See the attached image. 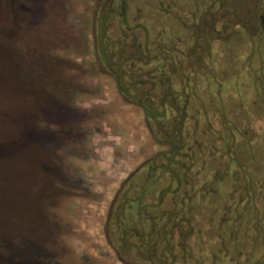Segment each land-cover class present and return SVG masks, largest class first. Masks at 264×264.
Segmentation results:
<instances>
[{
    "label": "rangeland",
    "instance_id": "374dc122",
    "mask_svg": "<svg viewBox=\"0 0 264 264\" xmlns=\"http://www.w3.org/2000/svg\"><path fill=\"white\" fill-rule=\"evenodd\" d=\"M97 1L0 0L2 12L16 15L7 24L12 33L0 32V264H124L104 236L108 205L120 182L164 146L96 60ZM147 1L143 8L145 0H126L125 30L144 23L153 47L165 37L156 15L168 14L166 34L182 40L200 25L219 35L235 25L228 46L237 57L253 48V68L264 61V0H225L219 10L210 9L218 0H168L158 12ZM209 9L218 23H204ZM248 15L250 30L242 24ZM114 22L116 45L123 32ZM248 71L238 85L245 92L238 115L251 128L248 163L261 182L237 207L247 242L237 262L264 264V84L252 87ZM230 192L233 203L246 197L243 189Z\"/></svg>",
    "mask_w": 264,
    "mask_h": 264
},
{
    "label": "trees",
    "instance_id": "16d2710c",
    "mask_svg": "<svg viewBox=\"0 0 264 264\" xmlns=\"http://www.w3.org/2000/svg\"><path fill=\"white\" fill-rule=\"evenodd\" d=\"M208 13L204 23H218L214 10ZM101 14L92 33L99 66L121 98L142 110L152 140L164 146L120 182L103 226L108 245L124 264H240L247 242L239 236L244 219L237 207L253 198L261 181L248 163L253 137L240 124L245 92L238 85L249 70L252 87L263 86L264 72L257 73L264 61L253 68V48L237 57L228 46L235 25H223L225 35L200 25L187 40L165 36L158 49L136 36L110 44ZM250 21L248 15L243 26L249 29ZM241 189L246 197L233 203L230 191Z\"/></svg>",
    "mask_w": 264,
    "mask_h": 264
},
{
    "label": "flooded vegetation",
    "instance_id": "af4514ba",
    "mask_svg": "<svg viewBox=\"0 0 264 264\" xmlns=\"http://www.w3.org/2000/svg\"><path fill=\"white\" fill-rule=\"evenodd\" d=\"M154 3H153V6H151V8L155 9V11L158 12V8L156 7V5L159 7L161 6L160 4L164 5L166 2H168V0H153ZM125 4H126V0H98L97 1V5H96V9L94 11V20H93V28H94V21H95V17H99V16H102V12H104V17L105 20H104V23H103V26L106 27V33H107V36H110V33H111V29H109V26L111 24V22H113V20L115 21L114 23L118 24L119 26V29L121 32L123 33H120L119 35H121V39L125 42L127 41L128 42H133L135 36L137 39H140L141 43H145V41L149 44V39H147V33L148 31H146V28H145V25L143 23V25H139L138 27H135L134 29L130 30V32L127 30H125L126 28V22L124 20L125 18V12H127V10H125ZM146 5H149V2L147 0H145L144 4H143V8L146 6ZM99 6L100 9H98L97 7ZM142 7H137V10H141L142 12H144ZM100 14V15H99ZM158 17V20L160 21V27H162V32H160V34H162L163 36H168L169 33L166 34V32L169 31V29L167 28V24H165V22L169 20V15L168 14H165L163 15L162 17L160 16H157ZM118 19V20H117ZM145 22V20H144ZM123 23V24H122ZM166 27V28H165ZM136 29H141V35L142 36H139V35H135L136 34ZM168 31H167V30ZM110 30V32H109ZM92 33H93V30H92ZM119 33V32H118ZM126 33L123 37V34ZM134 34L132 36V39L129 37L130 34ZM145 37L146 35V38ZM126 39V40H125ZM139 42V41H138ZM111 44V43H110ZM93 48H94V44H93ZM95 51V49H94ZM96 56V54H95ZM97 60V58H96ZM98 61V60H97Z\"/></svg>",
    "mask_w": 264,
    "mask_h": 264
},
{
    "label": "water",
    "instance_id": "95a60500",
    "mask_svg": "<svg viewBox=\"0 0 264 264\" xmlns=\"http://www.w3.org/2000/svg\"><path fill=\"white\" fill-rule=\"evenodd\" d=\"M1 9L2 8L0 5V32L2 29H6L8 31L6 33L11 34L12 30H11V28L7 27V24H9V25L12 24V22L14 20V16H16V15H14V14L10 15L9 13H8L9 15H7L4 12H2ZM11 27H13V26L11 25ZM2 31L5 33L4 30H2Z\"/></svg>",
    "mask_w": 264,
    "mask_h": 264
}]
</instances>
